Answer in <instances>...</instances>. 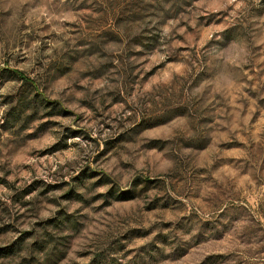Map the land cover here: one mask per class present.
Returning a JSON list of instances; mask_svg holds the SVG:
<instances>
[{
  "label": "rangeland",
  "instance_id": "rangeland-1",
  "mask_svg": "<svg viewBox=\"0 0 264 264\" xmlns=\"http://www.w3.org/2000/svg\"><path fill=\"white\" fill-rule=\"evenodd\" d=\"M11 246L0 264H264V0H0Z\"/></svg>",
  "mask_w": 264,
  "mask_h": 264
},
{
  "label": "trees",
  "instance_id": "trees-1",
  "mask_svg": "<svg viewBox=\"0 0 264 264\" xmlns=\"http://www.w3.org/2000/svg\"><path fill=\"white\" fill-rule=\"evenodd\" d=\"M42 248H44L43 246H41L39 249H42ZM14 252V247H9V248H6L5 250H3L0 254H3V256H8V255H11L12 253ZM49 262L48 261H46V262H44V263H39V264H48ZM27 264H34V262L32 261H28V263ZM36 264H38V263H36Z\"/></svg>",
  "mask_w": 264,
  "mask_h": 264
}]
</instances>
